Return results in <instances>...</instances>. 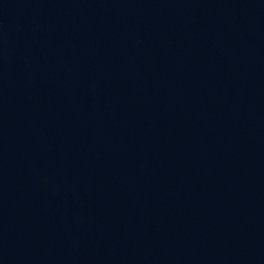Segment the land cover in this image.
Masks as SVG:
<instances>
[{"label":"water","instance_id":"1","mask_svg":"<svg viewBox=\"0 0 264 264\" xmlns=\"http://www.w3.org/2000/svg\"><path fill=\"white\" fill-rule=\"evenodd\" d=\"M0 264H264V0H0Z\"/></svg>","mask_w":264,"mask_h":264}]
</instances>
